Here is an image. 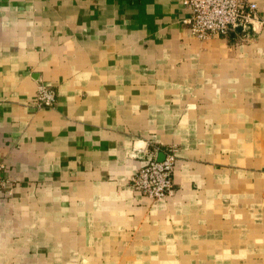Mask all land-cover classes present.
I'll use <instances>...</instances> for the list:
<instances>
[{"label":"crops","instance_id":"0c3cea01","mask_svg":"<svg viewBox=\"0 0 264 264\" xmlns=\"http://www.w3.org/2000/svg\"><path fill=\"white\" fill-rule=\"evenodd\" d=\"M252 1L248 34L200 40L183 0H0V264H264ZM172 146L173 194L136 192Z\"/></svg>","mask_w":264,"mask_h":264},{"label":"built area","instance_id":"2783aa9c","mask_svg":"<svg viewBox=\"0 0 264 264\" xmlns=\"http://www.w3.org/2000/svg\"><path fill=\"white\" fill-rule=\"evenodd\" d=\"M189 11L184 25L200 40L212 36L230 38L240 28L243 33L253 29L257 19L258 5L252 0H183ZM57 103L56 91L41 84L38 87L35 106L53 108ZM163 160H159L160 150L154 148L148 160L131 179L132 188L151 199L163 200L174 192L173 175L177 163L176 147L172 146L162 152ZM4 165H0V193L14 182L3 175Z\"/></svg>","mask_w":264,"mask_h":264},{"label":"water","instance_id":"95a60500","mask_svg":"<svg viewBox=\"0 0 264 264\" xmlns=\"http://www.w3.org/2000/svg\"><path fill=\"white\" fill-rule=\"evenodd\" d=\"M237 31H242V30L239 28ZM163 158H164V155H161V156L159 157V160H163Z\"/></svg>","mask_w":264,"mask_h":264}]
</instances>
